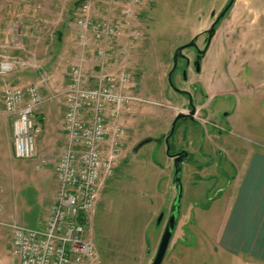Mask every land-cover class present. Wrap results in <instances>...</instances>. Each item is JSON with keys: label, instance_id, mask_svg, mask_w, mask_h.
<instances>
[{"label": "rangeland", "instance_id": "374dc122", "mask_svg": "<svg viewBox=\"0 0 264 264\" xmlns=\"http://www.w3.org/2000/svg\"><path fill=\"white\" fill-rule=\"evenodd\" d=\"M79 1L91 5L97 21L117 20L120 3H128L0 0V48L7 46L8 55L34 63L23 72L34 70L37 61L45 79L58 84L71 62H66L64 53L68 43L58 46L57 34H69L72 45L79 48L75 39ZM140 1L111 45L129 48L119 62L133 79L126 93L139 101L124 108L119 119L124 126L120 151L92 216L97 264L152 263L177 194L164 139L175 117L188 114L192 107L194 116L178 120L169 139L170 154L185 151L187 157L181 163L179 214L162 264H264L244 256V249L234 244L232 251L224 249L231 235L225 228L229 201L239 193L233 179L248 173L255 157H260L258 172H264V0H235L216 28L199 72L179 58L170 82L175 51L196 35V47L202 49L201 34L210 28L211 14L217 15L228 0ZM106 4L118 9L105 11ZM87 45L93 48L91 41ZM194 52L188 47L181 54L192 61ZM76 53L73 62L78 64ZM51 55L55 60L49 63ZM15 73L0 78V88L25 86L10 79ZM44 159V163L39 158L15 159L17 174L13 171L10 176L11 187L0 188L4 223L15 220L27 227H44L58 188L51 158ZM258 212L251 210V215ZM237 219L244 220L241 215ZM240 231L236 226L233 235ZM11 234L9 228H0V264L15 263Z\"/></svg>", "mask_w": 264, "mask_h": 264}, {"label": "built area", "instance_id": "2783aa9c", "mask_svg": "<svg viewBox=\"0 0 264 264\" xmlns=\"http://www.w3.org/2000/svg\"><path fill=\"white\" fill-rule=\"evenodd\" d=\"M121 1L112 0L115 4ZM140 4V0L120 3L119 18L101 22L91 17L88 2L78 6L81 16L75 19V26L80 30V46L84 51L87 43L92 42L99 69L93 77L86 76L82 63L71 66L66 73L64 91L47 99L41 95L38 84L3 88L2 110L10 120L13 157L17 160L36 157L40 128L34 120L35 111L46 101L65 98L66 147L52 164L58 190L44 227H27L15 220L4 223L0 204V228L7 227L12 232L10 250L16 264H97L99 261L91 236L92 216L106 181L113 175L120 151L124 126L119 119L124 108L139 101L126 93L133 80L130 73L106 71L108 64L124 56L126 50L105 43L118 37L123 23L127 24ZM4 47L7 46L0 48V78L34 64L27 58L8 55ZM91 79L93 84H89Z\"/></svg>", "mask_w": 264, "mask_h": 264}, {"label": "crops", "instance_id": "0c3cea01", "mask_svg": "<svg viewBox=\"0 0 264 264\" xmlns=\"http://www.w3.org/2000/svg\"><path fill=\"white\" fill-rule=\"evenodd\" d=\"M105 6V11L110 10V8H113V10L118 9L114 6L110 7L107 4ZM91 17L96 20L93 11L91 12ZM101 21L102 20H100L99 22ZM77 31L78 34L75 39L76 47L78 45V47L80 48V52L78 50L79 53H76L77 49L79 48H75V45H72L71 40L73 39L69 38V34H66L63 37L61 31L57 34L58 46L63 42H66V44L68 43L67 48H65L67 50L64 51V53L66 62H71L68 63L66 72L61 78V82H59L58 84H50L51 82H49V77L48 80H46L44 77V75L46 76L44 68L39 65L37 61L35 62V67L33 68L34 70H27V72H23V70L16 71V73L12 75L10 79H14L16 84H22L23 82L26 83L25 85L38 84L41 90V95L45 99L50 97V95H52L53 93V95H58L65 89L66 73L68 69L71 66L77 65L73 62L75 61V53L78 54V57H76L78 60L77 62L82 63V68L85 69L88 77H93L99 70L97 66V60L95 59L93 53V48H89V45H87L84 51L81 49L78 39L79 30L77 29ZM106 44H109L108 46H110L112 45V41H107ZM120 49L126 50V54L121 57L118 56L113 63L108 64L106 71L116 73L122 70L121 65L123 63L119 62V58H124V61L125 57L128 54L129 48ZM54 60L55 58H53V55H51L49 63ZM33 78H35V80H33ZM89 83L93 84L92 79L89 80ZM54 88L55 91H52V89ZM2 91L3 89L0 88V188H3V190L5 188L7 190V188L11 187L10 176L13 175V171L15 172L16 176L17 171L16 163L14 162L15 158L13 157V139L10 120L4 115L2 110ZM64 112L65 98L64 96H60L54 103L51 101H46V104L44 103L34 113V120L40 128V134L36 138V158H39L43 162L45 160L44 158H51L50 162L54 163L66 147V138L63 133ZM259 159L260 157L253 158V163L250 170L248 171V173L246 172V174L242 178L237 176L233 179L234 183L239 182V185L236 183V186H238L237 192L239 193H236L235 197L233 198V202L232 198L231 201H229V206L227 209V215L229 216V219L226 223L225 228L226 233L230 232L231 235L228 234L229 243L224 245V249L226 251H232L233 247H231L230 244H234L235 246H238L239 250L244 249L241 252L242 254H244V256L250 255L251 257H254L258 260L264 261V219L261 220L262 217L264 218V172H258V166L256 164L258 163L257 160ZM169 160L172 161L170 158ZM228 199H230V196H228ZM252 203H255L256 207L251 206ZM50 207L48 213L50 211ZM251 210H256L259 212L251 215ZM240 215L244 220L237 219L238 217H240ZM253 215H255L254 220L251 219L253 218ZM236 226H238L243 234H241L240 231V234L233 235V231L235 230ZM230 241L232 243H230ZM14 262V264H16V259Z\"/></svg>", "mask_w": 264, "mask_h": 264}, {"label": "water", "instance_id": "95a60500", "mask_svg": "<svg viewBox=\"0 0 264 264\" xmlns=\"http://www.w3.org/2000/svg\"><path fill=\"white\" fill-rule=\"evenodd\" d=\"M234 0H231L229 2V4L224 8V10L219 14V16L217 17V19L215 20V22L210 26V28L208 30L205 31V33L207 34V42H206V48L207 49L209 42L211 41L212 37L215 34V26L217 25L218 21L220 19H222L225 15V13L227 12V10L231 7L232 3ZM199 35H196L193 40L188 43L185 46H182L180 48H178L173 56V65L172 68L168 74V81L170 82V77L172 75V73L175 71L176 66H177V60H178V55L181 54L182 50L188 47H196V41L198 39ZM205 53L204 51L201 52V54ZM194 67L196 72H199L200 70V59L197 58V60L194 63ZM171 84V83H170ZM172 86V85H171ZM173 87V86H172ZM174 91L179 92V93H185L183 91H179L177 89H174ZM195 114V108H191L188 112V114H178L172 125H171V130L169 132V134L165 137L164 142L166 144L167 147V151L166 154L167 156L173 160V174H172V180L174 182V186L175 189L177 191L176 197H175V201H174V208L173 210L170 212V215L166 221V224L164 226L156 253L154 255V258L152 260L151 264H162L163 259L166 255L173 231L175 229L176 226V222H177V218H178V214H179V203L181 200V196H182V187H181V163L183 161L184 158L187 157V153L185 151H179L175 156L173 154H170V147H169V139L170 137L173 135L174 129H175V125L176 122L178 120L181 119H185V118H192L193 115ZM163 214L161 213L159 215V217L156 220V224L158 225L162 219Z\"/></svg>", "mask_w": 264, "mask_h": 264}, {"label": "flooded vegetation", "instance_id": "af4514ba", "mask_svg": "<svg viewBox=\"0 0 264 264\" xmlns=\"http://www.w3.org/2000/svg\"><path fill=\"white\" fill-rule=\"evenodd\" d=\"M231 0H228V2L225 4V6L223 7V9L217 14V15H215L214 13H212L211 14V18H213L214 20H213V22H212V24L215 22V20L217 19V17L219 16V14L224 10V8L229 4V2H230ZM234 2H235V0L233 1V3H232V5H231V7L227 10V12L225 13V15H224V17L228 14V12L230 11V9L232 8V6H233V4H234ZM215 15V16H214ZM223 17V18H224ZM222 18V19H223ZM222 19H220L219 21H218V23H217V25L215 26V30H216V28L219 26V24H220V21L222 20ZM211 24V25H212ZM201 35H203L204 36V45H203V48L201 49V48H199L198 46L197 47H190V48H193L194 50H195V52H194V58H193V60L192 61H189L188 60V58H186V57H184L182 54H179L178 55V59L179 58H181L183 61H184V63L186 64V66H188L189 64H191L192 63V65L194 66V63H195V61L197 60V58H199L200 60H201V58L204 56V53L203 54H201V52L202 51H206L205 50V46H206V40H207V34L205 33V31L201 34ZM205 38H206V40H205ZM174 56V55H173ZM173 58V57H172ZM176 70V69H175ZM175 72V71H174ZM184 95H186L185 93H183ZM194 116V115H193ZM186 120H188V119H190V118H185ZM182 120H184V119H182ZM179 152V151H178ZM178 152H175V153H171V154H173L174 156L178 153ZM184 160V159H183ZM166 224V223H165ZM165 224H164V226H165Z\"/></svg>", "mask_w": 264, "mask_h": 264}, {"label": "trees", "instance_id": "16d2710c", "mask_svg": "<svg viewBox=\"0 0 264 264\" xmlns=\"http://www.w3.org/2000/svg\"><path fill=\"white\" fill-rule=\"evenodd\" d=\"M80 3H81L80 1L79 2H76L75 5L78 6Z\"/></svg>", "mask_w": 264, "mask_h": 264}]
</instances>
